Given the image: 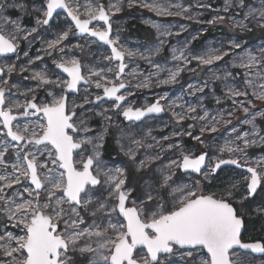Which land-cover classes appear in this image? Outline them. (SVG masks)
Returning a JSON list of instances; mask_svg holds the SVG:
<instances>
[{
    "label": "snow or ice",
    "instance_id": "obj_1",
    "mask_svg": "<svg viewBox=\"0 0 264 264\" xmlns=\"http://www.w3.org/2000/svg\"><path fill=\"white\" fill-rule=\"evenodd\" d=\"M126 3L128 7L149 9L158 16L185 15L194 19L179 4L161 5L156 0L151 3L126 0ZM124 6L125 0L115 3L109 0L107 5L101 0H90L87 4H81L80 0H0V56L16 54L19 59V42L31 44L36 38L34 34L48 26L54 14L59 15L58 10L74 22L61 29L56 39L46 41L44 49L67 78L52 79L43 72H35L31 77L38 81L37 88L47 93L45 99L37 102L35 90L29 89L32 97H26L24 104L10 101L8 97L16 86H10L2 77L16 72L17 65L0 66V170L4 172L0 175V215L4 217L0 225V264H177V257L182 264H258L255 254L264 257V242H244L242 234L250 215L248 203L255 199L258 190L264 189V155L248 156L249 148H264V129L256 123L257 117L264 119V109L253 112L256 105L248 98L251 89V96L264 103V45L256 50L258 54L238 40L229 41L227 48L223 45L209 48L205 54L189 51L187 40L179 48L173 47L172 59L182 63L174 71L167 70V78L158 79L157 85L177 83L193 61L197 67L211 66L230 57L232 67L244 70L243 87L238 86L231 71L225 69L223 76L214 72L213 80L224 81L225 97L233 104L228 118L221 113L219 118L209 119L207 111L192 115L197 109L189 105L185 111L173 113L175 121L177 124L185 119L204 121L201 135L193 136L188 130L174 131L158 140L149 132L147 135L155 143L145 144L143 139H136L121 128L113 117L142 121L149 114L164 112L165 105L160 101L167 97L160 96L146 107L135 108L127 99L134 93L131 80L125 82L126 75L138 79L134 87L139 89L150 87L151 76L158 73L148 78L138 77L134 69L125 73L126 56L131 58L137 53L121 44L118 33L113 34L110 19ZM173 7L178 10L171 11ZM232 8L244 13L240 20L229 17L241 32L264 30V0L258 5L246 0H225L223 11ZM10 11L17 13L15 18L7 15ZM26 16L35 19V26L23 25ZM224 19L216 15L207 23ZM93 22L102 24L97 27ZM151 27L156 30L159 42L153 54H159L166 37L180 34L157 23ZM70 34H88L110 46V54L103 57L108 64L90 69L88 75L82 74L81 59L64 44ZM73 48L83 50L82 45ZM23 55L28 57V52ZM35 59L43 57L38 55ZM114 61L118 62L116 67H110ZM33 62L29 58L28 63ZM153 67L164 70L159 64ZM26 70L23 66L19 68L21 72ZM229 77L232 82H228ZM91 84L102 89L103 94L90 99L91 93L85 89L82 103L69 100L70 93H79L83 85ZM208 87V81H204L194 91L204 92ZM105 98L111 101V107L96 111ZM235 110L246 115L242 123L250 126L249 130L241 132L233 127L234 139L211 154L196 155L173 140L187 135L203 145V133H215L220 126L231 124ZM29 117L36 118L32 125L20 123L21 118ZM96 117L101 119L98 128L92 126ZM113 128L118 132L116 143L120 153L131 162L132 174L128 166H117L115 161L104 159L105 143ZM125 140L127 143L122 142ZM168 141L172 142L165 148L162 142ZM10 148L16 153L14 162H10ZM141 148L158 151L139 158ZM161 153H171L166 163ZM227 165L244 168L247 174L240 179L230 178L217 191L205 194V183L216 181ZM177 171L187 176L188 182L177 179ZM130 175H135L136 184L131 182ZM254 211L264 218V201ZM9 225L19 232L9 231ZM259 264H264V259Z\"/></svg>",
    "mask_w": 264,
    "mask_h": 264
},
{
    "label": "rangeland",
    "instance_id": "obj_2",
    "mask_svg": "<svg viewBox=\"0 0 264 264\" xmlns=\"http://www.w3.org/2000/svg\"><path fill=\"white\" fill-rule=\"evenodd\" d=\"M90 0H80L81 4H87ZM105 5L108 4L109 0H101ZM112 3H115L116 0H111ZM152 2V0H148ZM157 3L161 5L164 4H179L183 8L187 9V16L194 17V19H188L185 15L181 16H158L155 12L150 11L149 9L132 6L128 7L126 0L125 6L122 10L115 15L111 16V21L113 23V34H117L120 37V42L127 49L132 52L137 53V55L129 58L126 56L125 62L128 64V67L125 69L127 74L130 70H135L138 77L148 78L150 74L152 75L150 84L148 88H135L134 85L138 82V79H132L131 76H125V82L131 80L133 87L131 88L134 95L128 96L127 99L132 102V106L135 107H146L147 105L154 103L156 99L160 96L167 97V100H161V104L165 105V111L159 115L152 114L147 118H144L140 122L129 121L127 122L123 116L113 117V119L120 125L121 128H124L126 132L134 136L136 139H143L145 144H154L155 141L151 139L147 134L151 132V136L160 139L163 136H170L174 131H180L183 133L185 130L191 131L193 136L201 135L200 126L204 121L185 119L180 124H177L174 118L173 113H181L185 111L189 105L196 107V113L192 115H203L205 111L209 113V119L211 116H217L219 114H224L225 118L227 117V112L233 110V104L230 99L225 97L224 81L222 80H213V73L223 76L225 69L231 71L235 76V81L238 86L243 87L244 81V70L231 66L230 57H225L224 61L217 62L211 66H200L197 67V62L193 61L187 68L180 74L178 77V82L168 85H157L156 81L158 79H165L168 76L167 70H175V67L182 63L179 61H174L172 59L171 49L173 47L179 48L185 40L190 41L188 45V50L192 53L205 54L209 48H219L223 45L225 48L228 47L229 41L238 40L244 43L247 49L254 50V54H258V50L262 45H264V38L257 40L254 43H248L242 35H245L246 32H241L238 28L233 26L232 20L229 17H233L235 20H240L243 18V11L232 8L228 12H224L225 0H156ZM248 3L258 5L260 0H246ZM200 4H211V8L200 7ZM171 11H177V8H170ZM239 13V14H237ZM12 18H15L17 13L10 11L7 13ZM216 15H222L225 17L223 21L216 22L214 24H209L207 21L211 20ZM99 27V24L102 22H93ZM152 23L160 24L164 27L169 28L173 33L179 32L178 36L173 35L166 37V43L161 48L159 54H153L155 47L159 46L157 39V32L154 28L151 27ZM247 23V21H245ZM72 22L66 16L65 13H59L57 16L54 14V19L50 21L48 26H43L39 29L38 34L35 39L32 40V43L29 44L28 41L21 40L19 42L18 53L12 57H2L0 56V66L6 64H15L17 65V71L13 72L10 76H3L2 79H6L8 84L15 85L16 87L12 88V95L8 99L14 103L24 104L26 97L31 99L32 92L29 89L35 90V95L37 102L47 97V93L43 88H37L38 81L31 79L32 75L35 72H43L50 76L52 79H55L57 76H62L67 78L56 66L53 64V57L47 56L44 52V49L47 47L46 41H51L56 39L59 31L61 29H66L70 26ZM23 25L27 28L35 26V19L31 16H26L23 20ZM181 26H183L184 31H181ZM91 27V25H90ZM140 27L142 34H135L132 32V29ZM253 30H262L255 28ZM264 31V30H263ZM193 37H196L193 39ZM32 39V38H30ZM64 44L68 45V49H71L72 52L81 59L82 74L88 75L90 69H98L104 67L108 64L107 61L103 59L104 56L110 54V46L104 44L98 40V38L91 37L88 34L81 36L77 34L76 36L69 35V39L64 41ZM74 45H82L81 48H73ZM66 49V51L68 50ZM27 51L28 57H25L23 53ZM240 52V50H236ZM148 57V59L141 58V55ZM42 56L43 60H36V56ZM54 56L62 55L60 53H53ZM31 58L34 62L29 64L28 60ZM151 60L152 63H149ZM118 62H113L110 67L115 68ZM153 64H159L161 66V71H158ZM23 66L27 68L26 71H19V68ZM188 68L195 69V71H189ZM142 74V76H141ZM109 78L112 74L108 73ZM204 81H208L209 87L204 90V92L194 91L196 88L202 86ZM228 82H232V78L229 77ZM191 86V87H190ZM87 89L91 93L90 99H94L97 94L102 95V89H96L94 84L83 85L79 93L69 94V100L75 101L76 103H82V97L84 91ZM124 91V90H122ZM26 94V95H25ZM249 99H252L256 107L252 109L253 112L264 109V103L256 101L255 97L251 96V89L249 90ZM217 99L220 100V103H217ZM237 99L243 100L244 97H239ZM171 105V107H169ZM179 105V106H177ZM86 107H89L86 105ZM111 107V101L104 99L100 102V106L96 108V111H101L102 109H107ZM111 115V113H109ZM246 118V115L241 110H235L231 119V124L227 126H220L219 130L215 133H203L201 139L204 141V144H200L196 140L192 139L187 135H182L181 137H173L174 141H179L183 146L192 149V151L199 155L202 152H211L216 151L220 146H223L226 141L229 139H234V133H232V128L235 127L241 132L248 131L250 126L244 125L242 121ZM36 120L35 117L21 118L20 123L22 125L28 124L32 125ZM15 123V122H14ZM101 123L100 117H96L92 121L93 127H99ZM257 125L260 129H264V119L257 117ZM193 125V128H189V125ZM0 129H2V124H0ZM112 135L107 138L106 144L111 141L114 145L115 152L106 157V151L104 148V159L106 161H115L117 166H128L129 173L132 174L133 170L131 168V162L120 153L119 146L116 143V137L118 132L115 128L112 130ZM10 140V138H8ZM127 143V141H122ZM172 142H162L167 147V143ZM13 145L15 142H11ZM210 146V147H209ZM135 147V145H133ZM264 148L253 147L248 149V156L255 158L260 155H264ZM158 149H148L141 148L138 152L139 158H144L148 154H152ZM12 159L10 162H14L15 150L10 148ZM164 156L165 163L167 162L171 153L165 154L161 153ZM227 158V154H225ZM236 168V167H231ZM10 170V169H9ZM238 170V169H237ZM4 174L3 170H0V175ZM247 173L243 170L233 171V170H222L219 173V178L212 183H205L204 190L205 194L213 191H217L221 184L230 179L237 178L240 179L243 175ZM131 176V175H130ZM133 176V175H132ZM177 179L182 182H188V177L185 176L182 172L177 171ZM18 187V186H15ZM11 191V190H9ZM26 195V194H25ZM264 201V189L255 197L254 200H251L248 203L247 211L249 216L246 218L247 221L250 219H255L256 213L254 209ZM4 217L0 215V225L3 224ZM2 230V229H0ZM9 231L18 233V229H14L9 225ZM249 232L251 233L250 229ZM260 240L264 241V235H261ZM243 239V237H242ZM244 241V240H243ZM248 242V241H244ZM264 259L263 257H257L259 260ZM177 264H182L179 257L176 258Z\"/></svg>",
    "mask_w": 264,
    "mask_h": 264
},
{
    "label": "trees",
    "instance_id": "obj_3",
    "mask_svg": "<svg viewBox=\"0 0 264 264\" xmlns=\"http://www.w3.org/2000/svg\"><path fill=\"white\" fill-rule=\"evenodd\" d=\"M132 32L135 34H142V31L140 27H137L135 29H132ZM242 37L248 42V43H254L257 40H260L264 38V31L263 30H252L250 32H246L245 35H242ZM264 150V149H263ZM106 151V157L111 156L115 152L114 145L111 141H109L105 146ZM223 170H233L238 171L236 168H224ZM220 173V172H219ZM131 182L133 184L137 183V178L135 175L130 176ZM263 189L260 190V192ZM258 195V194H257ZM257 218L250 219L247 221V229L245 230V233L243 235V240L245 241H257L262 238L261 235H264V218H261L260 216L256 215ZM249 229L251 233L249 232Z\"/></svg>",
    "mask_w": 264,
    "mask_h": 264
},
{
    "label": "water",
    "instance_id": "obj_4",
    "mask_svg": "<svg viewBox=\"0 0 264 264\" xmlns=\"http://www.w3.org/2000/svg\"><path fill=\"white\" fill-rule=\"evenodd\" d=\"M58 12L59 13H64L62 10H58ZM66 14V13H65ZM69 18V17H68ZM111 19V18H110ZM69 20H70V18H69ZM71 21V20H70ZM72 23H74V22H72ZM13 55H15V54H7L6 56H2V57H12ZM60 70V69H59ZM61 72H62V70H60ZM63 73V72H62ZM64 75H66L67 76V74L66 73H63ZM86 86V85H85ZM71 94V93H70ZM107 99V98H106ZM109 100V99H108ZM150 115H152V114H149L148 116H150ZM156 115H159V114H156ZM148 116H146V117H148ZM146 117H144V118H146ZM144 118H142V120L144 119ZM127 122H129L128 120H126ZM134 121V120H133ZM135 122H140V121H135ZM223 167H235V166H231V165H227V166H223ZM239 169H242V170H244L245 172H246V170L244 169V168H239ZM258 192H259V190H258ZM244 233H245V231L243 232V234H242V237H243V235H244ZM248 242H256V241H248ZM260 242H263V241H260ZM256 255V257H260L259 256V254H255Z\"/></svg>",
    "mask_w": 264,
    "mask_h": 264
},
{
    "label": "flooded vegetation",
    "instance_id": "obj_5",
    "mask_svg": "<svg viewBox=\"0 0 264 264\" xmlns=\"http://www.w3.org/2000/svg\"><path fill=\"white\" fill-rule=\"evenodd\" d=\"M146 118H147V117H146ZM224 168H227V167H223V169H224ZM257 241H262V240H257ZM263 242H264V241H263ZM263 258H264V257H263Z\"/></svg>",
    "mask_w": 264,
    "mask_h": 264
}]
</instances>
